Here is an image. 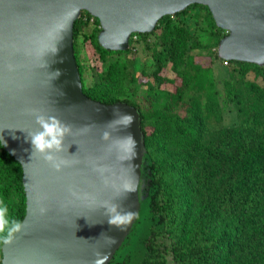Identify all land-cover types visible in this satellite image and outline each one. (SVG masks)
<instances>
[{
    "label": "trees",
    "instance_id": "16d2710c",
    "mask_svg": "<svg viewBox=\"0 0 264 264\" xmlns=\"http://www.w3.org/2000/svg\"><path fill=\"white\" fill-rule=\"evenodd\" d=\"M202 18L206 41L187 22ZM100 31L87 11L74 23L83 92L138 109L146 146L139 215L109 264H170L171 258L173 264H264V67L226 62L231 69L220 93L211 68L194 66L202 56L196 51L218 59L227 35L201 4L163 16L150 33L132 34L125 51L104 49ZM87 41L99 64H81L80 44ZM167 83L172 91L162 89ZM226 109L236 112L233 126L223 123ZM22 177L20 163L0 142V203L20 222Z\"/></svg>",
    "mask_w": 264,
    "mask_h": 264
},
{
    "label": "water",
    "instance_id": "95a60500",
    "mask_svg": "<svg viewBox=\"0 0 264 264\" xmlns=\"http://www.w3.org/2000/svg\"><path fill=\"white\" fill-rule=\"evenodd\" d=\"M192 4L207 6L227 32L219 59L264 67V0H0V142L22 167L26 195L23 228L2 245V264L112 260L139 215L145 137L138 109L84 94L74 23L87 11L100 22V45L125 51L132 34L150 33L163 16ZM123 113L132 116L128 127L116 119ZM36 116L70 128L59 153L70 163L60 172L38 154L31 157L26 137L40 131ZM112 205L136 213L122 231L107 222Z\"/></svg>",
    "mask_w": 264,
    "mask_h": 264
},
{
    "label": "clouds",
    "instance_id": "9594fccd",
    "mask_svg": "<svg viewBox=\"0 0 264 264\" xmlns=\"http://www.w3.org/2000/svg\"><path fill=\"white\" fill-rule=\"evenodd\" d=\"M34 112L35 110H33L32 114H34ZM116 119L125 122L126 127L132 122V116L127 113L118 115ZM36 123L39 124L40 131L29 133L26 137V142L30 144L31 157L34 154H38L54 171L60 172L70 163L68 159L61 158L59 155V153L64 150V137L70 132V128L51 116L47 119L43 116H36ZM125 139L130 145V150L134 154L135 140L130 135ZM5 146L6 143L3 141V147ZM44 211L45 209H40L41 213ZM106 214L108 216V224L121 231L123 230L121 226L127 225L136 215L135 212L131 211H117L115 205L110 207L106 206ZM22 228L23 224L20 221L8 218L7 206L0 203V244L5 246L9 245L14 239V234L19 233ZM105 238L110 239L108 236H105Z\"/></svg>",
    "mask_w": 264,
    "mask_h": 264
},
{
    "label": "rangeland",
    "instance_id": "374dc122",
    "mask_svg": "<svg viewBox=\"0 0 264 264\" xmlns=\"http://www.w3.org/2000/svg\"><path fill=\"white\" fill-rule=\"evenodd\" d=\"M203 17V16H202ZM188 26L190 28V31H192L193 34H198L203 40L209 39L207 33L208 30L205 28V21L202 18V21L199 23H196L194 20H189L188 19ZM204 29V30H203ZM82 47L84 50L81 52L80 58H81V64L83 66L85 65H94V64H99V60L96 57L94 50L91 46V44L87 41L84 43H81ZM193 53H200V57L195 58L194 66H202V67H210L211 68V75L214 78L215 85L217 87V90L222 93L223 91V85L222 82L224 79H226L229 75L231 65H227L226 62L228 61H223L221 59H210L206 54L207 51H201V52H193ZM143 64H141L139 61L137 63L138 69H141ZM147 74H149L151 67L150 65H145ZM169 72V71H168ZM169 77L172 79L174 78V74L169 72ZM206 88V87H205ZM163 90H173V85L170 83H167L162 86ZM225 126H233L234 124L237 123V115L236 112L233 109H226L224 112V121H223ZM169 263L173 264L172 258L169 259Z\"/></svg>",
    "mask_w": 264,
    "mask_h": 264
}]
</instances>
